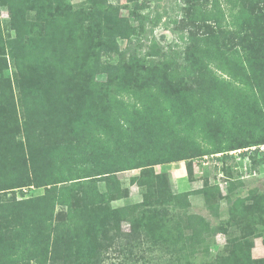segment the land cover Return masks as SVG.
I'll list each match as a JSON object with an SVG mask.
<instances>
[{"label":"trees","instance_id":"trees-1","mask_svg":"<svg viewBox=\"0 0 264 264\" xmlns=\"http://www.w3.org/2000/svg\"><path fill=\"white\" fill-rule=\"evenodd\" d=\"M209 12L215 27L207 38L206 54L216 72L201 81L197 97L165 83L160 101L122 99L119 90L114 100L104 99L105 109L109 103L115 106L116 119L103 124L96 111L104 97H95L97 88L91 80L82 91L88 93L86 100L76 107L66 109L57 103L47 110L36 96L35 103L23 104L26 120L21 131L17 104L0 116V178L9 163L27 165V156L32 166L23 176L25 184L3 190L24 185L22 197L32 186H45L47 191L23 200L15 197L8 205L0 202V222L18 218L12 226L0 223V264H55L57 259L64 264H104L110 249L123 254V260L136 256L138 261L137 249L144 239L160 241L168 205L181 204L168 174L156 172V165L223 152L217 158L227 161L233 157L227 153L231 150L264 144V0L254 4L215 0ZM147 55H164L163 48L153 42ZM200 108L216 118L219 130L207 129ZM248 130L249 142H241L237 137ZM133 169L141 170L131 182L147 186L145 199L132 207H112V201L127 196L118 173ZM102 182L106 191L100 190ZM256 202L241 200L215 232L228 233L234 225L246 231ZM57 206L67 208L69 221L54 223ZM78 214L85 220L82 228L72 220ZM125 221L130 223L129 231L123 230ZM194 227L198 235V224ZM253 246L250 243L248 251L239 255L240 261L251 260ZM231 257L222 264H230Z\"/></svg>","mask_w":264,"mask_h":264},{"label":"rangeland","instance_id":"rangeland-1","mask_svg":"<svg viewBox=\"0 0 264 264\" xmlns=\"http://www.w3.org/2000/svg\"><path fill=\"white\" fill-rule=\"evenodd\" d=\"M245 1L257 3V0ZM214 2L0 0V116L17 104L18 130L21 131L26 120L23 104L35 103L36 96V102L47 105L44 107L47 110L57 103L66 109L76 107L88 95L82 91L91 80L97 88L93 90L95 97H104L99 99L96 111L97 121L103 124L116 119L115 106L109 103L105 109L104 99L114 100L119 90H123L122 99L160 101L165 92L162 83H165L170 89L186 90L197 97L201 81L212 77L214 70L216 72L206 54L207 38L215 27L209 12ZM227 19L229 21V17ZM153 42L163 48L164 55H147ZM224 75L234 79L229 74ZM199 111L206 114L201 108ZM204 124L207 129L219 130L216 118L207 114ZM38 127L45 130L44 126ZM251 134L248 130L237 138L248 143ZM262 146L264 144L231 150L227 153L233 157L227 161L217 158L223 152L156 165V172L168 174L173 193L181 195L178 199L181 204L168 205L167 227L160 241L144 239L137 249L138 261L136 256L123 260V254L110 249L104 264H222L225 257L231 256L234 258L231 257L230 264H264ZM239 151H251V154L243 156ZM27 163H9L3 170L5 174L0 178L2 205H8L15 197L23 200L47 193L45 186H32L26 197L21 196L20 189L27 190L24 185L3 190L25 184L23 176L32 169L28 156ZM140 172V169H133L118 173L127 196L112 201V207H132L145 199L147 186L131 182ZM100 190L106 191L104 182ZM241 200L259 203L253 208L246 231L234 225L228 233L215 232L226 224ZM155 201L158 205L156 198ZM83 218L79 214L74 217V226L82 228ZM17 220L14 216L5 217L0 223L7 227ZM66 221H69L67 208L57 206L54 223ZM195 224L199 226L198 235L194 232ZM123 230H130L129 222H123ZM250 243L254 245L250 250L252 258L242 262L239 255L248 251ZM64 261L57 259L55 264H64Z\"/></svg>","mask_w":264,"mask_h":264},{"label":"built area","instance_id":"built-area-1","mask_svg":"<svg viewBox=\"0 0 264 264\" xmlns=\"http://www.w3.org/2000/svg\"><path fill=\"white\" fill-rule=\"evenodd\" d=\"M263 147V149H264V146H262ZM239 152H241V151H239Z\"/></svg>","mask_w":264,"mask_h":264}]
</instances>
